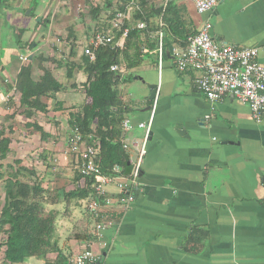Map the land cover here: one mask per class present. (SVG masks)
I'll return each mask as SVG.
<instances>
[{"label": "crops", "instance_id": "crops-1", "mask_svg": "<svg viewBox=\"0 0 264 264\" xmlns=\"http://www.w3.org/2000/svg\"><path fill=\"white\" fill-rule=\"evenodd\" d=\"M95 1L0 0V142L9 140L6 151L0 148V186L8 171L22 168L24 174L34 172L48 191H57L58 201L49 196L43 206L51 211L63 204L67 210L61 217L60 210H53L58 212L53 238L68 260L87 248L97 256L91 264H264V118L254 120L248 105L228 95L210 103L196 87L200 73L180 71L173 63L170 53L182 48L180 36L167 37L162 61L155 49L144 47L140 65L119 66L113 89L123 103L122 121L129 119L133 126L125 133L120 126V145L121 140L130 144L128 173L132 145L145 133L137 124L149 123L140 178L129 190L133 203L107 213L115 225L98 237L95 220L85 209L78 214L84 199L65 198L86 180L79 172V154L70 148L78 127L71 125L73 117L91 103L84 89L87 75L79 67L82 48L94 32L109 27L107 16L119 2ZM147 1L160 7L159 0ZM176 4L184 8L188 30L197 31L208 20L216 41L257 47V60L264 64V0H223L202 15L190 0ZM91 7L99 8L98 18ZM82 12H88L84 22ZM149 21L150 27L162 22L159 16ZM149 37L155 38V32ZM60 41L69 48L64 54H56ZM28 65L33 81L40 80L44 68L62 86L52 96H41L35 107L22 104L16 88L20 69ZM136 68L139 72H133ZM147 84L157 85L153 100ZM130 90L135 100L128 101ZM72 233L88 239H74ZM192 233L197 241L189 242ZM55 257L50 253L27 261L52 264Z\"/></svg>", "mask_w": 264, "mask_h": 264}, {"label": "trees", "instance_id": "trees-1", "mask_svg": "<svg viewBox=\"0 0 264 264\" xmlns=\"http://www.w3.org/2000/svg\"><path fill=\"white\" fill-rule=\"evenodd\" d=\"M119 2L116 8L111 9L108 14V23L115 18L118 11L125 10L131 2L137 4L139 9H134L131 20L126 22L129 32L122 49L110 46L99 48L96 50L93 61L86 55L82 56L79 67L87 75L84 89L91 103L83 108L81 116L73 117L71 122V125L79 127L83 136H92L93 141H99V165L104 173H109L114 164H120L123 167V173H128L129 169L128 156L119 142L123 103L113 89L121 73L118 70L111 71L110 67L120 66L122 61L126 63L127 70L140 65L145 55L143 48L148 47L150 50L156 48V38L149 37L151 32L156 33L158 30L163 32L164 49L168 48L167 37L180 36L183 40L180 45L183 48L187 43V38L196 33L185 27L184 8L174 1L169 2L164 10L161 7L155 9L147 0H119ZM108 3L111 7L112 2ZM98 9V7H91L90 11L94 18H98ZM151 16H159L162 25L153 23L150 27ZM138 22H144L146 28L138 29ZM120 33V31L116 32V36ZM30 68L28 65L20 69L16 88L21 92V103L28 107H35L41 96H52L62 86L52 73L44 68L40 80L33 81ZM73 69V63L68 65V75ZM93 124L94 128H92ZM8 144L9 140H1L0 148L6 151ZM21 171L24 169L12 170L3 185L4 198L0 205V232L6 235L5 264H22L29 258H44L50 253L56 254L52 264H67L68 259L61 252L57 240L53 238L58 212L46 211L43 206L50 199L45 197L47 195L54 197V203L58 201L57 191L51 192L45 189L34 172L29 171L24 174ZM91 192L90 181L86 179L82 188L78 187L67 193L65 198L85 199ZM71 236L77 240L88 239V236L81 233H72ZM191 241H197L196 233L190 234L189 242Z\"/></svg>", "mask_w": 264, "mask_h": 264}, {"label": "built area", "instance_id": "built-area-1", "mask_svg": "<svg viewBox=\"0 0 264 264\" xmlns=\"http://www.w3.org/2000/svg\"><path fill=\"white\" fill-rule=\"evenodd\" d=\"M159 1L160 7L164 10L169 2L179 0ZM190 1L196 12L202 15L210 12L223 0ZM134 9H139L138 5L131 2L125 10L118 11L109 27L92 34L87 45L83 46L82 53L93 61L99 48L110 46L122 49L129 32L126 22L130 21ZM137 28L145 29L146 24L138 22ZM118 31L121 33L116 36ZM155 38L157 40L155 51L159 61H162L163 32L158 30ZM145 51L146 48H143V52ZM258 53L257 47H238L216 41L211 35V24L206 20L195 34L187 38L183 48L172 49L170 54L178 70L193 69L200 73L195 79V84L210 103L218 102L227 95L231 96L248 105L252 118L260 121L264 118V64L257 60ZM110 70L119 71V66L112 65ZM208 118L207 115L206 119ZM137 126L143 128L145 133L140 141H135L132 145L134 157L130 161V171L125 176L117 164L113 165L109 173H104L99 165V141H93L92 136H83L78 127L72 130L70 148L79 154V172L84 179L90 181L92 188L84 209L95 220L94 227L98 237H101L103 230L115 225L107 213L125 210L135 199L129 190L137 186L140 178L143 158L147 153L149 123L140 122ZM132 127L129 119H124L121 123L124 133ZM121 144L123 149L128 151L130 144L125 140H121ZM121 179H125L126 182L120 181ZM107 186H114L118 191L110 192ZM96 260V254L85 248L68 260L67 264H91Z\"/></svg>", "mask_w": 264, "mask_h": 264}, {"label": "rangeland", "instance_id": "rangeland-1", "mask_svg": "<svg viewBox=\"0 0 264 264\" xmlns=\"http://www.w3.org/2000/svg\"><path fill=\"white\" fill-rule=\"evenodd\" d=\"M96 2L95 0H89V2ZM82 8H80V7H78V10H81ZM27 12V11H26ZM83 13H85V15L83 14ZM86 13H88V12H82L81 14H83V15H81V20L84 22L85 21V19L87 18V15L88 14H86ZM61 43H62V41H60V42H56V45H55V47L58 49V51L56 52V54H64V49H66V50H68L69 48H67V47H64V45H61ZM74 47H76V48H73L74 50H75V52L78 50V52L80 51V49L79 48H77V45L76 46H74ZM49 49H51V48H49ZM46 51H47V49H46ZM46 51H44L45 53V55H48V53L46 52ZM50 53H52L51 51H50ZM80 56V55H79ZM120 67H123L124 69H126V63L124 62V61H122V63H121V65H120ZM133 72H139V69L138 68H136V69H134V71ZM132 76L134 77L135 76V73H132ZM128 93H130L129 95H128V98L130 99V100H128V101H131V100H135L136 99V97H135V91L134 90H130ZM127 93V94H128ZM142 99V98H141ZM143 100V99H142ZM127 101V102H128ZM28 157L30 158V163L33 165L34 164V160L33 159H31L32 157L30 156V155H28ZM41 159V158H40ZM8 174H10V172L8 171ZM24 178H26V177H24ZM32 179H33V177H32ZM3 185H4V183L2 184V186H0V196H1V198H3ZM107 188L108 189H111V190H115L116 188L114 187V186H107ZM46 198H48L49 199V196L47 195V196H45ZM3 203V199L2 200H0V205ZM85 203H86V199H84L83 200V203L79 206V208H78V214H80V215H83V209H84V206H85ZM52 210H60V212H61V215L59 216V217H61L62 215H64L65 213H66V211L67 210H65V206L63 205V204H59V205H56V206H54L53 208H52ZM58 221V220H57ZM57 224V223H56ZM5 238H6V235L4 234V233H1V236H0V264H5L6 262L4 261V251H5ZM28 260V259H27ZM26 260V261H27ZM36 260V259H35ZM51 261V260H50ZM47 262H49V261H46L45 263H47ZM24 264H37L36 262H28L27 261V263H25V262H23ZM44 263V264H45ZM47 264H51V263H47Z\"/></svg>", "mask_w": 264, "mask_h": 264}, {"label": "water", "instance_id": "water-1", "mask_svg": "<svg viewBox=\"0 0 264 264\" xmlns=\"http://www.w3.org/2000/svg\"><path fill=\"white\" fill-rule=\"evenodd\" d=\"M147 88L150 90L149 100H153L156 94V84H147Z\"/></svg>", "mask_w": 264, "mask_h": 264}]
</instances>
